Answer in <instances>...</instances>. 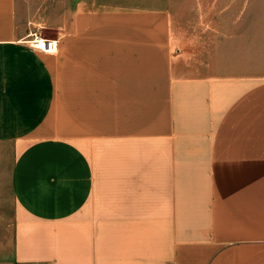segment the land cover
<instances>
[{"label":"crops","instance_id":"obj_1","mask_svg":"<svg viewBox=\"0 0 264 264\" xmlns=\"http://www.w3.org/2000/svg\"><path fill=\"white\" fill-rule=\"evenodd\" d=\"M42 1L0 0V264H264L260 34Z\"/></svg>","mask_w":264,"mask_h":264},{"label":"rangeland","instance_id":"obj_2","mask_svg":"<svg viewBox=\"0 0 264 264\" xmlns=\"http://www.w3.org/2000/svg\"><path fill=\"white\" fill-rule=\"evenodd\" d=\"M112 1V0H110ZM47 3L43 0L40 4ZM115 2L147 6L171 13L176 40H183V50L196 51L204 39L215 35L244 33L247 28L261 36L264 55V0H115ZM247 22H250L249 26ZM256 37V38H257ZM253 57H258L254 52ZM193 54V53H192Z\"/></svg>","mask_w":264,"mask_h":264},{"label":"built area","instance_id":"obj_3","mask_svg":"<svg viewBox=\"0 0 264 264\" xmlns=\"http://www.w3.org/2000/svg\"><path fill=\"white\" fill-rule=\"evenodd\" d=\"M27 42L32 48L45 53H55L58 48V41L49 38H43L38 34L31 35L30 40Z\"/></svg>","mask_w":264,"mask_h":264}]
</instances>
